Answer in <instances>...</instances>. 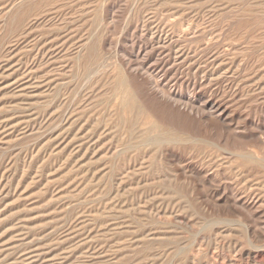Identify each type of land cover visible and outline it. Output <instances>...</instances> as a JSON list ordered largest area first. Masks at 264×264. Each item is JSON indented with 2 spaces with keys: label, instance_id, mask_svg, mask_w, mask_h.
<instances>
[{
  "label": "rangeland",
  "instance_id": "rangeland-1",
  "mask_svg": "<svg viewBox=\"0 0 264 264\" xmlns=\"http://www.w3.org/2000/svg\"><path fill=\"white\" fill-rule=\"evenodd\" d=\"M0 264H264V0H0Z\"/></svg>",
  "mask_w": 264,
  "mask_h": 264
},
{
  "label": "bare ground",
  "instance_id": "bare-ground-1",
  "mask_svg": "<svg viewBox=\"0 0 264 264\" xmlns=\"http://www.w3.org/2000/svg\"><path fill=\"white\" fill-rule=\"evenodd\" d=\"M246 1H247V0H246ZM20 2H21V1H20ZM148 3H149V2H148ZM245 5H246V4H245ZM255 5H256V4H255ZM135 6H136V5H135ZM260 11H261V10H260ZM157 13H158V12H157ZM156 15H157V14H156ZM173 16H174V15H173ZM257 16H258V15H257ZM162 17H163V16H162ZM174 17H175V16H174ZM184 17H185V16H184ZM184 19H185V18H184ZM164 21H165V20H164ZM182 21H183V20H181V22H182ZM167 22H168V21H167ZM97 23H98V22H97ZM182 23H184V22H182ZM95 24H96V22H95ZM50 25H51V24H50ZM99 25H100V24H99ZM171 25H172V24H171ZM150 26H151V25H150ZM183 26H184V25H183ZM172 27H175V30H176V27H177V26H174V24H173ZM147 31H148V30H147ZM152 31H153V30H152ZM166 31H167V30H166ZM156 32H157V31H156ZM93 35H94V34H93ZM205 36H206V35H205ZM142 37H143V36H142ZM164 38H165V37H164ZM157 40H158V39H157ZM159 40H160V39H159ZM161 40H162V39H161ZM89 41H90V40H89ZM97 41H98V39H97ZM92 42H93V41H92ZM95 42H96V41H95ZM161 42H162V41H161ZM166 42H167V41H166ZM190 43H191V42H190ZM155 44H157V43H155ZM90 45H91V44H90ZM96 45H97V44H96ZM195 45H196V44H195ZM86 47L89 48L88 46H86ZM86 47H85V48H86ZM171 48H172V47H171ZM96 49H97V48H96ZM91 50H92V49H91ZM91 50H90V51H91ZM210 50H211V49H210ZM83 51H84V50H83ZM99 51H100V50H99ZM174 51H175V50H174ZM89 53H90V52H89ZM95 53H96V52H95ZM87 54H88V52H87ZM107 54H108V53H107ZM174 54H175V53H174ZM97 55H98V54H97ZM117 55H118V54H117ZM205 55H206V54H205ZM89 56H90V55H89ZM146 56H147V55H146ZM84 57H85V56H84ZM122 57H123V56H122ZM172 57H173V56H172ZM124 58H125V57H124ZM54 59H55V58H54ZM126 60H128V59H126ZM96 62H97V61H96ZM103 62H104V61H103ZM103 62H102V63H103ZM98 63H99V62H98ZM128 64H129V63H128ZM90 65H91V64H90ZM138 65H139V64H138ZM88 67H89V66H88ZM124 67H125V66H124ZM89 68H90V67H89ZM130 68H131V67H130ZM87 70H88V69H87ZM134 70H135V69H134ZM142 70L144 71L143 68H142ZM142 70H141V73H142ZM53 71H54V70H53ZM88 71H89V70H88ZM128 71H129V70H128ZM82 72H83V71H82ZM136 72H138V71L136 70ZM154 72H155V71H154ZM116 73H119V72H116ZM147 73H148V72H147ZM44 75H45V74H44ZM151 75H152V74H151ZM86 76H87V74H86ZM125 77H126V76H125ZM147 77H148V76H147ZM34 79H35V78H34ZM151 79H152V78H151ZM169 80H170V79H169ZM124 81H125V80H124ZM157 81H158V80H157ZM128 83H129V82H128ZM159 83H160V82H159ZM126 85H127V84H126ZM202 85H203V84H202ZM123 86H124V85H123ZM123 86H122V87H123ZM131 86H132V85H131ZM153 86H154V85H153ZM157 86H158V85H157ZM118 87H119V86H118ZM122 87H121V88H122ZM127 88H128V87H127ZM129 88H130V87H129ZM129 88L126 89V90H129ZM155 88H156V86H155ZM168 88H169V87H168ZM116 89H117V88H116ZM118 89H119V88H118ZM160 89H161V88H160ZM120 90H121V89H120ZM130 90H131V89H130ZM118 91H119V90H118ZM123 91H124V90H123ZM108 92H109V91H108ZM129 92H130V91H129ZM169 92H171V91H169ZM176 92H177V91H176ZM115 93H116V91L114 92V94H115ZM118 93H119V92H118ZM120 93H121V92H120ZM132 93H133V92H132ZM157 93H158L163 99L170 100V97H169L170 95L167 96L162 90H159L158 87H157ZM157 93H156V94H157ZM171 93H172V92H171ZM114 94H113V95H114ZM57 95H58V94H57ZM98 95H99V94H98ZM109 95H110V94H109ZM80 96H81V95H80ZM120 96H121V95H120ZM134 96H135V95H134ZM137 96H138V94H137ZM123 97H124V96H123ZM125 97H126V94H125ZM132 97H133V96H132ZM149 97H150V96H149ZM171 97H172V95H171ZM173 97H174V96H173ZM105 98H106V97H105ZM113 98H114V97H113ZM106 99H107V98H106ZM111 99H112V97H111ZM115 99H117V98L115 97ZM118 99H119V98H118ZM118 99L116 100V102L118 101ZM121 99H122L124 102L127 101V100L129 101V99H127V98H126L127 100L124 99V98H122V97H121ZM121 99H120V100H121ZM174 99H175V98H174ZM174 99H173V100H174ZM179 99H180V98H179ZM130 100H131V98H130ZM177 100H178V99H177ZM101 101H102V100H101ZM105 101H106V100H105ZM105 101H104V102H105ZM138 101H139V99H138ZM97 102H98V101H97ZM118 102H119V101H118ZM176 102H177V101L175 100V103H176ZM178 102H179V101H178ZM180 102H181V101H180ZM180 102H179V103H180ZM135 103H137V102H135ZM179 103H178V104H179ZM182 103H183V102H182ZM185 103H187V102H185ZM98 104H99V103H98ZM121 104H122V103H121ZM125 104H126V103H125ZM188 104H189V103H188ZM191 104H192V103H190L189 105H191ZM101 105H103V104H101ZM107 105L109 106V104H107ZM110 105H111V104H110ZM126 105H127V104H126ZM152 105H153V104H152ZM183 105H184V104H183ZM189 105H188V108L190 107ZM185 106H187V105H184V107H185ZM120 107H121V106H120ZM122 107H124V106L122 105ZM127 107H128V106H127ZM138 107H139V106H137V109H138ZM190 108H191V107H190ZM193 108H195V107H193ZM200 108H201V107H200ZM92 109H93V108H92ZM96 109H97V107H96ZM118 109H119V108H117L116 111H117ZM123 109H124V108H123ZM128 109H129V108H128ZM144 109H145V108H144ZM139 110H140V109H139ZM146 110H147V109H146ZM189 110H192V109H189ZM197 110H198V108H197ZM77 111H78V110H77ZM89 111H90V110H89ZM121 111H122V110H121ZM194 111L196 112V110H194ZM199 111H200V109H199ZM113 112H114V111H113ZM113 112H112V114H113ZM122 112H124V111H122ZM132 112H133V111H132ZM127 113H128V112H127ZM136 113H137V112H136ZM136 113H135V114H136ZM191 113H192V112H191ZM196 113H198V112H196ZM200 113H201V112H200ZM221 113H222V112H221ZM105 114H106V113H105ZM105 114H104V115H105ZM140 114H141V112H140ZM192 114H193V113H192ZM198 114H199V113H198ZM209 114H210V113H209ZM143 115H145V113H144ZM211 115H212V113L210 114V116H211ZM110 116H111V115H110ZM117 116H119V115H117ZM122 116H123V114L120 116V118H121ZM135 116H136V115H135ZM198 116H199V115H198ZM212 116H213V115H212ZM127 117H128V116H127ZM140 117H141V116H140ZM153 117H154V116H153ZM144 118H145V117H144ZM151 118H152V117H151ZM205 118H206V117H205ZM205 118H204V119H205ZM117 119H118V118H117ZM152 119H153V118H152ZM207 119H208V118H207ZM91 120H92V119H91ZM121 120H122V119H121ZM123 120H124V119H123ZM123 120L121 121V123L123 122ZM205 120H206V119H205ZM115 121H117V120H115ZM127 122H128V121H127ZM117 123H118V122H117ZM143 123H144V122H143ZM163 123H164V122H163ZM231 123H232V122H231ZM122 124H125V122H123ZM133 124H134V123H133ZM155 124H156V123H155ZM99 125H101V124H99ZM108 125H109V124H108ZM136 125H137V124H136ZM152 125H153V123H152ZM252 125H253V124H252ZM134 126H135V125H134ZM140 126H141V124H140ZM147 126H148V124H147ZM150 126H151V123H150ZM155 126H156V125H155ZM115 127H116V126H115ZM148 127H149V126H148ZM151 127H153V126H151ZM159 127L161 128V126H159ZM162 127H163V126H162ZM117 128H118V127H117ZM123 128H124V127H123ZM123 128H121V129H123ZM165 128H166V127H165ZM227 128H228V127H227ZM98 129H99V128H98ZM119 129H120V128H119ZM150 129H151V130H149V129L147 130V129H146L148 133H149V131H152V133L155 132L154 136H149V137H153V138H152V140H153L152 142H153V145H154L153 147H155V146H162V145L164 146L165 143L168 144V143L170 142V141H169V136H170V134H167V133L162 132V131L160 132V131L158 130L159 128L157 129V126H156V128L153 127V128H150ZM162 129H164V128H162ZM167 129H168V128H166V131H167ZM146 130H145V132H146ZM160 130H161V129H160ZM168 130H170V129H168ZM117 131H118V130H117ZM134 131H135V130H134ZM134 131H132V132H134ZM137 131H138V130H137ZM173 131H174V130H173ZM126 132H127V131H126ZM143 132H144V131H143ZM172 133H173V132H172ZM139 134H140V133H138V135H139ZM150 134H151V132H150ZM182 134H184V133H182ZM128 135H129V134H128ZM130 135H131V134H130ZM146 135H147V134H146ZM148 135H149V134H148ZM151 135H152V134H151ZM144 136H145V135H144ZM116 137H117V136H116ZM179 137H180V136H179ZM134 138H135V136H134ZM142 138H143V136H142ZM170 138H171V137H170ZM180 138H182V137H180ZM180 138H177V139H180ZM183 138H185V137H183ZM183 138H182V141H183ZM187 138H189V137H187ZM193 138H194V137H193ZM123 139H124V138H123ZM130 139H131V138H130ZM147 139H148V138H147ZM171 139H172V138H171ZM191 139H192V138H191ZM191 139H190V140H191ZM194 139H195V138H194ZM196 139H197V138H196ZM196 139H195V140L192 139V142H193V141L196 142V141L198 140V139H197V140H196ZM199 139H200V138H199ZM125 140H126V139H125ZM180 140H181V139H180ZM132 141H134V140H132ZM142 142H143V141H142ZM174 142H175V141H174ZM137 143H138V142H137ZM140 143H141V142H140ZM170 143H171V142H170ZM203 143H204V142H203ZM203 143H202V144H203ZM135 144H136V143H135ZM135 144H134V145H135ZM150 144H151V143H150ZM150 144H149V145H150ZM176 144L178 145L179 143L177 142ZM181 144H182V143H181ZM181 144H180V145H181ZM184 144H185V143H184ZM191 144H192V143H191ZM199 144H201V143H199ZM203 145H205V144H203ZM138 146H139V145H138ZM140 146H141V145H140ZM142 146H143V145H142ZM163 146H162V147H163ZM196 146H198V145H196ZM208 146H209V145H208ZM130 147H131V146H130ZM135 147H136V146H135ZM149 147H150V146H149ZM153 147H152V148H153ZM162 147H161V148H162ZM125 148H126V147H125ZM138 148H139V147H138ZM142 148H143V147H142ZM146 148H147V147H146ZM135 149H137V148H135ZM143 149H144V148H143ZM157 149H158V148H157ZM130 150H131V149H130ZM130 150H129V151H130ZM132 150H133V149H132ZM122 151H123V150H122ZM203 151H205V150H203ZM133 152H134V151H133ZM146 153H147V152H146ZM160 153H161V152H160ZM249 153H252V152H249ZM169 154H170V153H169ZM252 154H253V153H252ZM137 155H138V154H137ZM137 155H136V156H137ZM118 156H119V155H118ZM122 156H123V155H122ZM125 156H126V155L124 154V158H125ZM238 156H239V155H238ZM246 156H247V155H246ZM254 156H255V155H254ZM259 156H260V155H259ZM261 156H262V155H261ZM127 157H128V156H127ZM156 157H157V156H156ZM239 157H242V156H239ZM250 157H251V155H250ZM255 157H256V156H255ZM115 158L118 159L117 156H116ZM151 158H152V157H151ZM235 158H236V157H235ZM242 158H244V156H243ZM247 158H248V157H247ZM253 158H254V157H253ZM219 159H220V158H219ZM256 159H257V157H256ZM118 160H119V159H118ZM118 160H117V162H118ZM136 160H137V159H136ZM250 160H251V159H250ZM261 160L263 161V159H261ZM127 161H128V160H127ZM246 161H248V160L246 159ZM120 162H121V160H120ZM128 162H129V161H128ZM180 165H181V164H180ZM249 165H250V164H249ZM258 165H259V164H258ZM260 165H263V164H260ZM251 166H252V165H251ZM166 168H167V167H166ZM240 169H241V168H240ZM109 170H110V169H109ZM162 170H163V169H162ZM118 171H119V170H118ZM185 173H186V172H185ZM244 174H245V173H244ZM162 187H163V186H162ZM234 195H235V194H234ZM226 227H227V226H226ZM204 237H205V236H204ZM205 239H206V238H205ZM145 244H146V243H145ZM171 244H172V243H171ZM150 245H151V244H150ZM148 247H149V246H148ZM150 247H151V246H150ZM159 249H160V248H159ZM146 250H147V249H146ZM146 250H145V251H146Z\"/></svg>",
  "mask_w": 264,
  "mask_h": 264
}]
</instances>
